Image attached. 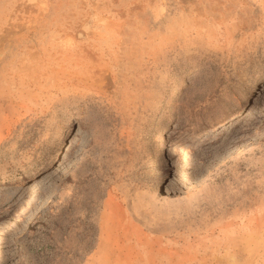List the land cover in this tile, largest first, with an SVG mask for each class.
I'll use <instances>...</instances> for the list:
<instances>
[{"label": "rangeland", "instance_id": "1", "mask_svg": "<svg viewBox=\"0 0 264 264\" xmlns=\"http://www.w3.org/2000/svg\"><path fill=\"white\" fill-rule=\"evenodd\" d=\"M0 170L4 264H264V0H0Z\"/></svg>", "mask_w": 264, "mask_h": 264}, {"label": "bare ground", "instance_id": "2", "mask_svg": "<svg viewBox=\"0 0 264 264\" xmlns=\"http://www.w3.org/2000/svg\"><path fill=\"white\" fill-rule=\"evenodd\" d=\"M242 116V112L241 111H239V113L238 114H236V115H234V117L231 119V121H235V120H237L238 118H240ZM239 120V119H238ZM236 122V121H235ZM224 126V125H223ZM224 128V127H223ZM158 146L160 147V150H161V158H160V160H159V164L160 165H162V166H164L165 164H166V156H165V150H164V148H163V145H162V142H161V140H160V138L158 137ZM66 148H67V151H66V159H73L74 157H75V150H74V147L71 145V144H69V143H67V146H66ZM159 165V166H160ZM7 174H8V172H6V171H1L0 170V178H1V180H5L6 178V176H7ZM2 240H4V239H2ZM7 242L8 241H3L2 242V248L4 247V248H6L7 247ZM6 246V247H5ZM0 264H4V261L2 260V256L0 255Z\"/></svg>", "mask_w": 264, "mask_h": 264}]
</instances>
